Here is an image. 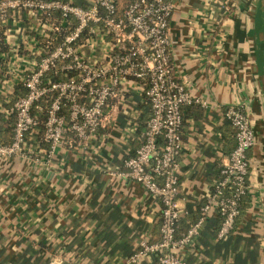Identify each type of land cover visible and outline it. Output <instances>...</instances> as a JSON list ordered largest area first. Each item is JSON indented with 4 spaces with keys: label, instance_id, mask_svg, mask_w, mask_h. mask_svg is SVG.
<instances>
[{
    "label": "crops",
    "instance_id": "1",
    "mask_svg": "<svg viewBox=\"0 0 264 264\" xmlns=\"http://www.w3.org/2000/svg\"><path fill=\"white\" fill-rule=\"evenodd\" d=\"M65 1L86 7L91 0ZM169 35L178 79L203 103L183 110L177 236L199 227L182 255L187 264H264V0H176ZM33 51L23 42L18 56L23 61ZM9 66L0 64L1 145L13 140L10 111L24 95ZM231 106L246 108L255 145L248 152V203L220 240L216 213L200 221L211 184L236 147L222 118ZM114 113L87 150L65 134L51 165L0 157V264H127L142 242H159L158 200L119 175L141 145L150 108L134 89Z\"/></svg>",
    "mask_w": 264,
    "mask_h": 264
},
{
    "label": "built area",
    "instance_id": "2",
    "mask_svg": "<svg viewBox=\"0 0 264 264\" xmlns=\"http://www.w3.org/2000/svg\"><path fill=\"white\" fill-rule=\"evenodd\" d=\"M175 1L91 0L82 7L65 0H0V25L10 54L4 61L26 90L10 111L14 135L10 144H0L1 158L51 165L68 133L72 144L87 150L100 130L111 125L114 111L125 108L134 89L150 108L141 145L119 175L158 200L161 238L142 242L127 264H143L152 256L157 264H187L182 250L198 234L199 225L177 236L183 110L203 103L179 81L171 59L169 26ZM23 42L34 51L22 61L18 54ZM50 75L60 79L51 80ZM222 118L235 131L236 147L211 184L200 221L219 215L220 240L234 231L241 201L249 194L248 152L255 145L245 107L231 106Z\"/></svg>",
    "mask_w": 264,
    "mask_h": 264
},
{
    "label": "trees",
    "instance_id": "3",
    "mask_svg": "<svg viewBox=\"0 0 264 264\" xmlns=\"http://www.w3.org/2000/svg\"><path fill=\"white\" fill-rule=\"evenodd\" d=\"M0 26H1V25H0ZM7 51H8V47H7V45H6L5 42H4L3 31H2L1 28H0V64H2V63L4 62V55H5V53H7ZM49 78H50L51 80L54 79V81L60 79V78H53L51 75L49 76ZM19 89L23 90V93H24V94L26 93V90L23 88V85H22V84L19 86ZM43 105H44V104H43ZM12 115H13V114H12ZM12 118L14 119V122H15V116H14V115L12 116ZM150 118H151V117H150ZM43 119H45V115L42 113V120H43ZM229 125H230V124H229ZM139 128H141V126H140ZM145 128H146V125H145ZM145 128H144V129H145ZM126 160H127V159H126ZM248 200H249V194L246 195V196L242 199V201H241V204H240V216H239V218H240L241 215L243 214V210H244L245 206L247 205L246 203H248ZM245 204H246V205H245ZM217 217L221 220V218L219 217V215H217ZM239 218H238V219H239ZM182 220H183V217H181L180 223H181Z\"/></svg>",
    "mask_w": 264,
    "mask_h": 264
},
{
    "label": "rangeland",
    "instance_id": "4",
    "mask_svg": "<svg viewBox=\"0 0 264 264\" xmlns=\"http://www.w3.org/2000/svg\"><path fill=\"white\" fill-rule=\"evenodd\" d=\"M134 182V181H133ZM135 183H137V182H135ZM137 184H139V183H137ZM140 185V184H139Z\"/></svg>",
    "mask_w": 264,
    "mask_h": 264
}]
</instances>
